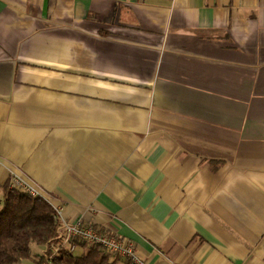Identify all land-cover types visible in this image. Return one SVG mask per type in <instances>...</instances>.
<instances>
[{
  "label": "crops",
  "instance_id": "0c3cea01",
  "mask_svg": "<svg viewBox=\"0 0 264 264\" xmlns=\"http://www.w3.org/2000/svg\"><path fill=\"white\" fill-rule=\"evenodd\" d=\"M13 177L142 264H264V0H0Z\"/></svg>",
  "mask_w": 264,
  "mask_h": 264
},
{
  "label": "trees",
  "instance_id": "16d2710c",
  "mask_svg": "<svg viewBox=\"0 0 264 264\" xmlns=\"http://www.w3.org/2000/svg\"><path fill=\"white\" fill-rule=\"evenodd\" d=\"M63 231L58 212L48 200L33 199L10 183H0V264H118L121 257L112 258L98 247L86 248L82 255L66 250L54 254L51 248ZM36 247L44 251L36 252Z\"/></svg>",
  "mask_w": 264,
  "mask_h": 264
},
{
  "label": "built area",
  "instance_id": "2783aa9c",
  "mask_svg": "<svg viewBox=\"0 0 264 264\" xmlns=\"http://www.w3.org/2000/svg\"><path fill=\"white\" fill-rule=\"evenodd\" d=\"M10 186L13 189L20 190L33 199L38 197L46 199L40 188L30 186L18 177L11 179ZM56 211L60 217L59 211ZM63 227V235L51 248L54 254H59L62 250H66L69 253H76V250L80 246L86 248L98 247L112 258L126 257L131 259L133 264H142L135 254L134 246L125 243L119 236H110L99 228L86 226L82 220L64 222Z\"/></svg>",
  "mask_w": 264,
  "mask_h": 264
},
{
  "label": "rangeland",
  "instance_id": "374dc122",
  "mask_svg": "<svg viewBox=\"0 0 264 264\" xmlns=\"http://www.w3.org/2000/svg\"><path fill=\"white\" fill-rule=\"evenodd\" d=\"M35 251H36V252H40V253H41V252H43V251H44V248H43V247H41V248H38V247H36V248H35ZM22 264H31V263H30V262H27V261H25V262H23Z\"/></svg>",
  "mask_w": 264,
  "mask_h": 264
}]
</instances>
